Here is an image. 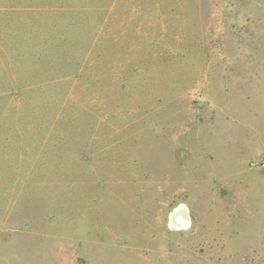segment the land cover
Listing matches in <instances>:
<instances>
[{
    "label": "rangeland",
    "instance_id": "374dc122",
    "mask_svg": "<svg viewBox=\"0 0 264 264\" xmlns=\"http://www.w3.org/2000/svg\"><path fill=\"white\" fill-rule=\"evenodd\" d=\"M84 2L0 0V264H264V0Z\"/></svg>",
    "mask_w": 264,
    "mask_h": 264
},
{
    "label": "crops",
    "instance_id": "0c3cea01",
    "mask_svg": "<svg viewBox=\"0 0 264 264\" xmlns=\"http://www.w3.org/2000/svg\"><path fill=\"white\" fill-rule=\"evenodd\" d=\"M52 4L50 6H29V9L35 11L49 12L52 16V23L61 37L68 42L70 40L69 27H72V31L84 30L86 23V11L94 12V5L85 8V0H50ZM93 1V0H92ZM6 10V6L0 5V11ZM12 10V9H8Z\"/></svg>",
    "mask_w": 264,
    "mask_h": 264
},
{
    "label": "bare ground",
    "instance_id": "6f19581e",
    "mask_svg": "<svg viewBox=\"0 0 264 264\" xmlns=\"http://www.w3.org/2000/svg\"><path fill=\"white\" fill-rule=\"evenodd\" d=\"M173 219H178V223H176V227L184 226L188 223V216L186 214V210H176L173 213ZM172 219V218H171Z\"/></svg>",
    "mask_w": 264,
    "mask_h": 264
}]
</instances>
